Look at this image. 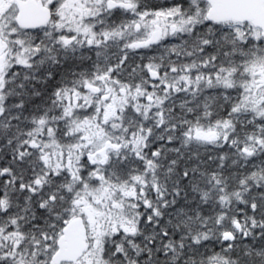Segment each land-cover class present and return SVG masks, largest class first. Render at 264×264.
Returning a JSON list of instances; mask_svg holds the SVG:
<instances>
[{
    "label": "snow or ice",
    "instance_id": "snow-or-ice-1",
    "mask_svg": "<svg viewBox=\"0 0 264 264\" xmlns=\"http://www.w3.org/2000/svg\"><path fill=\"white\" fill-rule=\"evenodd\" d=\"M0 264H264V0H0Z\"/></svg>",
    "mask_w": 264,
    "mask_h": 264
},
{
    "label": "flooded vegetation",
    "instance_id": "flooded-vegetation-1",
    "mask_svg": "<svg viewBox=\"0 0 264 264\" xmlns=\"http://www.w3.org/2000/svg\"><path fill=\"white\" fill-rule=\"evenodd\" d=\"M155 3H164L165 0H154Z\"/></svg>",
    "mask_w": 264,
    "mask_h": 264
}]
</instances>
